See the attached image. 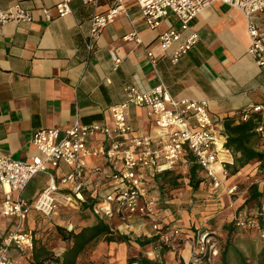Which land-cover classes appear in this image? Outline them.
<instances>
[{"label": "crops", "instance_id": "1", "mask_svg": "<svg viewBox=\"0 0 264 264\" xmlns=\"http://www.w3.org/2000/svg\"><path fill=\"white\" fill-rule=\"evenodd\" d=\"M58 1L0 0V11H11L19 5L32 15L31 21L10 19L0 23V156L31 160L36 154L33 133L40 128L58 127L64 131L76 119L82 124L99 123L113 127L111 107L126 98L129 85L148 89L163 82L177 99H207L217 129L226 136L227 121L240 123L244 120L240 117L242 109L264 105V69L248 52L251 39L247 19L239 8L221 0L205 6L192 22V29L199 34L198 42L189 53L173 61L171 54L191 31H183L180 39L163 51L159 34L179 27L173 15L165 17L159 27L152 29L146 23L137 0H124L126 12L104 28L97 49L91 51L86 45L91 17L95 12L109 9L116 0L93 3L74 0L73 11L66 16L58 15ZM44 8H49L53 14L51 20L46 18ZM254 21L264 29V10L254 15ZM132 31L138 32L141 42L124 39V35ZM148 51L157 57L155 64ZM117 58L121 61L116 66ZM250 117L256 119L257 127L264 123V110L252 112ZM129 122L139 135L157 137L161 133L155 117L146 106L131 105ZM257 135L256 147L264 150V141L261 135ZM105 142L106 138L98 134L88 140V145L98 149ZM231 152L234 163L235 153L232 149ZM88 163L90 167L107 166L105 158L100 155L90 156ZM53 171L60 180L70 167L60 163ZM229 172L217 189H214L210 176L206 174L208 177H204L207 180L205 191L209 195L212 193L214 199L206 200L202 206L211 216L205 217L202 224L193 222L189 213L180 216L186 224L180 236L175 237V243L180 247L177 256L186 263L192 259L195 239L200 232L213 229L224 237L230 222L256 209V203H247V199L253 183L259 184L264 192V172L260 161L251 160L243 167H237L235 172ZM160 173L150 168L147 179L161 187ZM48 180V173H37L21 192L22 196L28 200L35 199ZM187 183L189 191L195 190L189 181ZM232 185L238 188L230 194L228 189ZM148 195L152 196L149 188ZM168 195L161 197L164 208H167L165 202L173 197L172 193ZM0 198L3 199L2 188ZM61 210L64 212L62 208L57 213ZM196 211H199L197 207ZM153 218L157 221L155 215ZM6 220L8 226L5 229L10 231L14 227V219L6 217ZM119 230L131 234L133 240L157 238L160 241L151 227V219L141 220L138 215H132L129 223L123 222ZM6 232L0 229V242ZM103 243L101 240L96 245L106 247ZM119 245L123 264H126L129 247L146 251V247H135L133 243ZM153 249L156 257L165 255L174 262L176 253L173 249L164 252L160 243L153 244ZM12 255L20 258L14 248Z\"/></svg>", "mask_w": 264, "mask_h": 264}, {"label": "built area", "instance_id": "2", "mask_svg": "<svg viewBox=\"0 0 264 264\" xmlns=\"http://www.w3.org/2000/svg\"><path fill=\"white\" fill-rule=\"evenodd\" d=\"M74 0H59L56 10L59 16L72 13ZM93 3L98 0H82ZM124 0L104 12H95L90 21L86 45L89 50L97 49V42L104 28L116 17L126 12ZM216 0H137V4L152 29L159 27L163 19L173 15L179 23L177 28H169L159 34V43L166 51L178 41L185 30L191 29L188 36L180 42L171 54L173 61L189 53L199 40V34L192 29V22L205 6ZM239 8L247 19L251 43L248 52L264 69V29L254 21V15L264 10V0H221ZM46 18L53 14L49 8L43 9ZM10 19L31 21L32 15L17 5L11 11H0V23ZM124 39L141 42L136 31L124 35ZM153 64L157 57L148 51ZM121 59H116V66ZM131 105L146 106L155 117L161 133L157 137L139 135L129 122ZM264 110V105H250L240 111V117L247 119L252 112ZM113 127L93 123L82 124L78 119L62 131L58 127H44L33 133L36 154L31 160H21L10 155L0 156V188L3 189L1 213L13 218L15 223L0 242V264H25L24 257L33 249V234L25 229L24 223L34 209L42 216L51 218L60 209L72 207L80 209L89 199H95L93 211L100 217L120 223H129L132 215L151 219V227L160 241L171 249L179 244L175 237L182 233L178 227L160 225L153 218L157 213V198L148 195L147 174L150 168L157 172L174 169L180 163H188L193 157L202 171L213 179L218 188L229 175L228 164H232V152L226 146L227 136L220 132L214 122L207 99L173 97L166 85L159 82L148 89L129 85L126 98L111 107ZM264 141V123L255 128ZM98 134L106 138L105 144L98 149L88 145V140ZM100 155L107 162L106 167H90L87 158ZM60 163L70 167V171L57 179L54 168ZM220 167V171L216 168ZM39 172L49 175L47 185L35 199L28 200L21 192L29 181ZM232 185L228 193L237 190ZM239 215L237 223L245 225ZM248 224H254L249 221ZM264 236V234H262ZM196 248L190 264H213L219 252V238L211 231H202L197 235ZM20 258H14L12 249Z\"/></svg>", "mask_w": 264, "mask_h": 264}, {"label": "trees", "instance_id": "3", "mask_svg": "<svg viewBox=\"0 0 264 264\" xmlns=\"http://www.w3.org/2000/svg\"><path fill=\"white\" fill-rule=\"evenodd\" d=\"M257 121L253 117L234 123L227 121L225 123L227 143L226 146L231 148L235 153V161L233 164H228L227 168L232 172L237 170V167H243L251 160L260 161V167L264 172V150H259L256 147L255 130ZM189 185L197 189L199 183L204 177L200 175L202 170L199 164L193 159L188 161ZM181 173H176L174 169H167L160 173V180H165L173 187L181 185L179 179ZM162 185V183H161ZM264 192L260 190L259 184L253 183L249 188L247 203L255 202L256 209L254 211H247L241 220L245 223L243 228L251 231L264 234V208H262ZM95 199H89L80 209L81 212H89L90 222L82 226H74L69 228L65 224L55 223L52 225V230L47 232L57 241H52L51 235L48 237L42 233V229L32 228L30 231L33 234V249L24 257L25 264H85L81 261L82 255L85 254L90 246H94L98 241H104V244L109 246L111 244L128 243L132 244L134 241L145 247L146 244H159L163 246V242L158 241L157 238L152 239H132L131 234L122 233L113 225V220L100 217L93 211ZM237 218L227 225V241L221 250L220 261L221 264H255V261L247 258L246 253L239 247V244L234 241L231 236L237 232L240 225L237 223ZM253 221L254 224H248ZM237 228V229H236ZM58 242V243H57ZM168 248H164V252ZM259 264H264V246L258 256ZM126 264H160L159 260L152 259L146 252L140 249L135 250L133 247L128 248L126 257ZM207 264V263H206Z\"/></svg>", "mask_w": 264, "mask_h": 264}, {"label": "rangeland", "instance_id": "4", "mask_svg": "<svg viewBox=\"0 0 264 264\" xmlns=\"http://www.w3.org/2000/svg\"><path fill=\"white\" fill-rule=\"evenodd\" d=\"M88 161V158H87ZM188 165V164H187ZM174 171L176 173H181L182 176L179 179V182H181V185L178 187H173L165 180H160L162 183V186L156 184V182H153L152 180H148V188L150 189V192L152 193V196L157 198V205H156V210L161 213L160 214L155 213V216L157 217V221L160 222V225L168 224L170 226L178 227L181 229V231H184V226L186 224V221H181V215L183 213H189V215L192 217L193 222L202 224V222L205 220V217L211 216L210 212L208 211L207 208L202 206V203H205L206 200H213V194L210 193L207 194V191H205V185H206V179L203 178L201 181V187L197 188L195 190L189 191L188 186H187V173H188V167L183 163L182 165L176 166L174 168ZM200 175L202 177H208L204 171H200ZM187 183V184H186ZM214 189H217L216 187ZM172 193L173 197L167 200L165 202L167 204V208L163 207V203L161 202V197L162 195L164 196H169L168 194ZM3 199L0 198V206L1 202ZM226 201L225 197L223 199ZM196 201V202H195ZM220 201V199H219ZM193 203V204H192ZM196 203V204H195ZM195 204V205H194ZM199 209V211H195V209ZM164 209L166 211H164ZM206 209V210H205ZM63 210L60 211V213L56 216H53L51 218H47L42 216L39 212L36 210H32L29 214L28 219L24 223V227L27 230H30L32 228H39L42 229V233L45 234V236H49V234L52 230V225L55 223H60V224H65L69 228H72L74 226H82L85 224H88L90 222L89 219V212L83 213L81 212V209H74L72 207H67L64 208ZM202 211H205V214L202 213ZM213 212V211H212ZM158 214V215H157ZM6 219V216H4L1 213L0 210V229L1 231L6 232L3 237L9 232V230L5 229L8 226V221ZM238 217V216H237ZM2 218V219H1ZM8 218V217H7ZM107 219L111 220V218L106 217ZM29 220V223H28ZM114 221V220H113ZM15 223V221H14ZM122 223H120L119 220H115L113 222V225L115 226L116 229L119 230V226ZM237 229V228H236ZM211 232H213V229H209ZM49 232V233H47ZM195 232V231H194ZM218 238H219V252L215 256L213 260V264H221L220 261V255H221V250L223 249L225 242L227 241L228 235L225 233L224 237L219 236L216 232H214ZM231 238L236 241V243L239 244V247L246 253L247 258L251 259L252 261H255V264H259L257 261L258 256L260 255V252L264 246V236L260 233L255 232V230H247L243 228V225H240L238 227L237 232L234 233ZM3 239V238H2ZM52 241H57L55 240L52 235H51ZM197 239V236H196ZM195 239V243H196ZM179 241V238L176 239V242ZM58 243V242H57ZM104 244V243H103ZM133 245L135 247H141V245L137 242H133ZM195 244V248H196ZM164 248H168L166 251L170 252L171 249L168 245L163 244ZM120 245L118 244H113L110 246H102L99 248L97 245L90 246L87 251L85 252L84 255L81 257V261H83L85 264H123L121 257V252L119 251ZM146 253L148 256L152 259L158 258L160 261V264H190L191 260H189L187 263L183 258H180L178 255V249L180 248L179 246L173 248V252L175 254V260L174 262H170L171 260L168 258V256L162 255V257H156L154 255V249H153V244H146ZM194 248V250H195ZM193 250V251H194ZM193 254V253H192ZM179 260V261H178ZM201 264H206V260L203 259Z\"/></svg>", "mask_w": 264, "mask_h": 264}, {"label": "bare ground", "instance_id": "5", "mask_svg": "<svg viewBox=\"0 0 264 264\" xmlns=\"http://www.w3.org/2000/svg\"><path fill=\"white\" fill-rule=\"evenodd\" d=\"M216 170H217V171H220V167H217Z\"/></svg>", "mask_w": 264, "mask_h": 264}]
</instances>
